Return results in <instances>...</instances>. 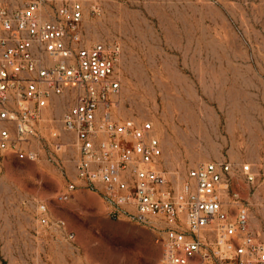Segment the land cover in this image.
Wrapping results in <instances>:
<instances>
[{
  "label": "rangeland",
  "instance_id": "obj_1",
  "mask_svg": "<svg viewBox=\"0 0 264 264\" xmlns=\"http://www.w3.org/2000/svg\"><path fill=\"white\" fill-rule=\"evenodd\" d=\"M9 7L31 0H0ZM50 12L67 0H43ZM84 29L96 42L121 46L118 75L125 118L151 122L161 167L185 174L199 164L238 168L232 195L240 193L250 227L264 241V186H250L240 171L264 176V0H77ZM98 4L99 15L91 7ZM64 104L45 113L36 162L10 156L0 163V264H158L156 232L115 220L104 199L79 185L67 203L57 197L75 179L67 151L56 154L51 133L62 132ZM45 204L52 222L76 235L38 223Z\"/></svg>",
  "mask_w": 264,
  "mask_h": 264
},
{
  "label": "built area",
  "instance_id": "obj_2",
  "mask_svg": "<svg viewBox=\"0 0 264 264\" xmlns=\"http://www.w3.org/2000/svg\"><path fill=\"white\" fill-rule=\"evenodd\" d=\"M87 9L67 0L48 11L43 0L9 7L0 1V163L10 156L36 162L45 113L64 104L61 134L51 133L56 154L69 152L75 180L57 197L70 201L79 185L102 197L115 220L156 232L158 264H264V241L250 227V212L230 186L236 165L208 162L182 174L161 167L163 150L151 122L125 118L118 75L121 46L92 41L84 29ZM92 15L100 7H91ZM245 181L264 186L251 165ZM233 183V184H232ZM38 223L76 235L52 222L43 203Z\"/></svg>",
  "mask_w": 264,
  "mask_h": 264
}]
</instances>
